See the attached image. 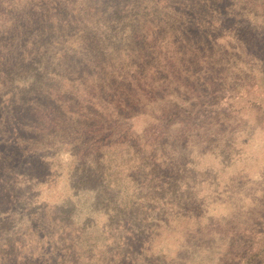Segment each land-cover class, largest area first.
<instances>
[{
	"label": "trees",
	"instance_id": "obj_1",
	"mask_svg": "<svg viewBox=\"0 0 264 264\" xmlns=\"http://www.w3.org/2000/svg\"><path fill=\"white\" fill-rule=\"evenodd\" d=\"M245 67L264 0H0V264H264V214L209 212L264 171Z\"/></svg>",
	"mask_w": 264,
	"mask_h": 264
},
{
	"label": "rangeland",
	"instance_id": "obj_2",
	"mask_svg": "<svg viewBox=\"0 0 264 264\" xmlns=\"http://www.w3.org/2000/svg\"><path fill=\"white\" fill-rule=\"evenodd\" d=\"M228 74L229 77L237 79L245 76L253 82H251L250 86L243 88L232 86L234 81L229 82L232 93L237 98L233 99L230 103L231 107L228 112L233 120L228 124L227 131L233 133L232 136L239 142L244 137H249V140L253 138L258 139L253 144V150L260 148L262 144L264 145V75L259 71L249 70L248 67L238 70L230 69ZM242 90L245 91V94L239 97ZM257 154L260 157L261 150ZM44 160L48 164L50 163V169L53 170L54 165L62 169L66 164L71 163L69 149L58 145L48 151ZM241 175L243 176V172ZM241 175L233 181L232 187L235 195L232 200L216 201L210 205L209 212L214 213L217 217L227 216L231 213L232 203H235L239 218L234 215V221L247 222V216L244 213L248 208H251L250 205H253L251 212L257 213L256 211H258L259 215L264 214L262 211L264 207V171L260 169L259 160L252 161L249 166L244 168V175L254 177L252 184H247L243 179H240ZM248 181L250 182L251 180L249 179ZM102 219L101 215L97 216V221H102Z\"/></svg>",
	"mask_w": 264,
	"mask_h": 264
}]
</instances>
